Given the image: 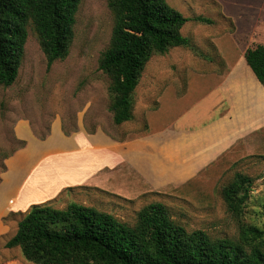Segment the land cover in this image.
Wrapping results in <instances>:
<instances>
[{
    "label": "rangeland",
    "instance_id": "1",
    "mask_svg": "<svg viewBox=\"0 0 264 264\" xmlns=\"http://www.w3.org/2000/svg\"><path fill=\"white\" fill-rule=\"evenodd\" d=\"M168 2L190 18L183 25L182 34L190 38L191 44L172 47L150 58L134 92L136 118L126 123H130V129L137 126L145 112L144 106L154 107L159 97L168 99L182 91L186 94L177 108L185 114L179 123L208 121L220 112L217 108L210 110L207 105L218 97L216 92L209 94L215 82L212 73L229 75L237 65L236 70L242 68L246 74L258 77L247 57L252 50L264 47V0ZM196 17L211 19L212 23ZM112 24L114 18L108 0H81L69 53L50 67L36 31L29 26L18 77L10 86L0 85V182L7 170V159L27 146L28 140L22 136L27 128L40 139L56 126L67 135L78 126L91 132L103 127L114 136L120 133L118 129H123L114 123L110 109L111 76L99 67L110 43ZM197 101L201 103L194 106ZM175 114L163 107L150 117L156 115L155 123L162 124ZM237 172L253 178L250 196L240 214L228 209L222 195L223 187L234 180ZM112 183L116 185L117 181ZM124 190L123 196L133 199L132 203L96 186H72L51 200L32 205L64 208L76 202L112 213L134 225L142 207L159 201L167 204L173 218L188 230H205L214 239H238L239 231L245 226L264 229V125L237 142L215 171H206L188 186L137 199L138 188ZM10 220L7 221L10 231L0 237V264H34L25 260L19 247H5L17 227V221Z\"/></svg>",
    "mask_w": 264,
    "mask_h": 264
},
{
    "label": "trees",
    "instance_id": "2",
    "mask_svg": "<svg viewBox=\"0 0 264 264\" xmlns=\"http://www.w3.org/2000/svg\"><path fill=\"white\" fill-rule=\"evenodd\" d=\"M80 2L0 0V85L16 81L30 25L48 67L68 55ZM108 6L114 24L99 67L111 76L110 109L119 125L134 118V92L150 58L191 44L182 34L190 18L168 0H108ZM195 19L212 23L204 17ZM247 59L264 83V47L252 50ZM252 180L237 172L223 187V198L232 213L242 212ZM239 232L238 239H214L205 230H188L159 201L142 207L134 225L76 202L64 208L34 204L21 213L16 233L5 247H19L34 264H264V229L251 225Z\"/></svg>",
    "mask_w": 264,
    "mask_h": 264
},
{
    "label": "crops",
    "instance_id": "3",
    "mask_svg": "<svg viewBox=\"0 0 264 264\" xmlns=\"http://www.w3.org/2000/svg\"><path fill=\"white\" fill-rule=\"evenodd\" d=\"M235 68L229 75L212 73L215 82L209 94L218 97L207 105L220 112L202 123H179L185 114L177 108L186 94L182 91L168 99L159 97L154 107L144 106L137 126L130 129L126 123L134 121V111V118L119 124L123 129L115 136L103 127L91 132L79 126L67 135L56 126L40 139L25 129L22 136L28 144L7 159L0 182V237L10 231L8 220L15 219L18 227L19 215L32 203L51 200L72 186H96L117 198L125 197L124 189L138 188L137 199L183 188L206 171H215L237 142L264 125L263 85L252 73ZM163 107L176 114L157 124L156 115L150 114Z\"/></svg>",
    "mask_w": 264,
    "mask_h": 264
}]
</instances>
